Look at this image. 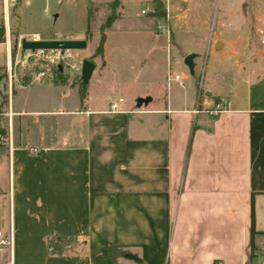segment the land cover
I'll return each mask as SVG.
<instances>
[{
    "label": "crops",
    "instance_id": "1",
    "mask_svg": "<svg viewBox=\"0 0 264 264\" xmlns=\"http://www.w3.org/2000/svg\"><path fill=\"white\" fill-rule=\"evenodd\" d=\"M106 1L97 43L91 30L43 37L86 40L75 54L95 64L84 100L66 75L55 78L54 107L48 96L16 108L13 100L10 128L0 122L10 146L0 225L13 228L0 264H92L108 245L140 258L117 264H264V57L249 58L240 14L228 15L225 0H163L159 17L153 0L134 13L120 0L96 54ZM252 8L264 28V0ZM189 53L194 74L199 62L209 80L226 78L205 94L194 81L170 84L167 73ZM30 79L17 82L27 89L49 78Z\"/></svg>",
    "mask_w": 264,
    "mask_h": 264
},
{
    "label": "rangeland",
    "instance_id": "2",
    "mask_svg": "<svg viewBox=\"0 0 264 264\" xmlns=\"http://www.w3.org/2000/svg\"><path fill=\"white\" fill-rule=\"evenodd\" d=\"M16 1V6L10 9L9 13V21L12 31H31V32H40L43 37H60L63 34L70 33H78L83 30H90L93 32V42L97 43L99 40L100 33V25L101 19L106 16L107 2L106 0H10ZM140 4L136 6L135 0H124L123 1V12L126 13H134L136 10H140L142 6L145 5L144 0H139ZM214 1V0H212ZM225 10L228 15L231 14H240V20L238 22L242 24V28L244 29V46L249 53L250 57H255L254 60L257 61L259 57H264V28H260V23L257 20L251 19V11L252 1L253 0H225ZM100 2L99 4H97ZM102 3V4H101ZM214 2L211 5V13H214ZM95 12L94 19H88L89 11ZM218 10V9H217ZM218 11L216 12V18L218 16ZM217 22V20H216ZM0 26L3 28V12H2V0H0ZM106 32V31H105ZM20 35H15L11 33V42L12 45L17 47L18 37ZM4 39V37H3ZM2 39V40H3ZM221 47V46H220ZM85 49H73L74 54H81ZM185 58V57H184ZM78 60V59H77ZM208 62V60H207ZM196 74L191 73L189 68L184 64L182 68L177 69L179 76L181 79H177L178 81H182L185 83L184 90L189 89L191 86V82L194 81V88L197 91L199 89L202 93L205 94L206 86L209 83L210 86H217L215 84V79L218 81H223L226 78V74L221 73L218 78H213L210 75V80L208 79V74L205 75V71H202V64L197 62ZM175 71V72H176ZM175 72L170 71L171 79H175ZM58 72L54 74L49 73L46 78H49L48 81H43L42 85L39 86L35 84L31 88H23L24 86L15 82V94H13V100H15V108L16 103L18 101L27 102L31 99H37L41 96H48L51 100L50 107H54L55 100L57 95L59 94V85L56 80H60L58 78ZM64 75L72 78L73 81L79 79L81 76H72V69L65 70L63 72ZM27 75V74H25ZM22 75V76H25ZM189 75V77H185ZM169 74L167 73V77L169 78ZM228 77V75H227ZM52 78V79H51ZM167 78V79H168ZM168 82L171 83V80ZM51 84V88H47L48 85ZM220 86V85H219ZM175 91L183 90L180 86H176ZM221 87V86H220ZM77 91V89H75ZM56 91V92H55ZM208 92V91H207ZM46 106V105H45ZM0 122L7 124V117L0 115ZM9 142L7 140V135L0 136V209L4 206L7 207V196L2 197V193L7 192L8 189V145ZM10 147V146H9ZM2 229H5V224L0 225Z\"/></svg>",
    "mask_w": 264,
    "mask_h": 264
},
{
    "label": "built area",
    "instance_id": "3",
    "mask_svg": "<svg viewBox=\"0 0 264 264\" xmlns=\"http://www.w3.org/2000/svg\"><path fill=\"white\" fill-rule=\"evenodd\" d=\"M3 6V26L4 39L0 40V115H4L8 119L9 128L12 116L14 114L12 108L14 85L22 75L29 74L30 82H39L46 78L49 73L54 74L62 67V71L72 69V76H80L82 69V60H77L73 49L69 48H23L22 39L28 41L43 40L41 33L32 32L25 33L18 37L17 47L11 42V28L7 18V12H10L11 6H16V1L2 0ZM149 6L142 9V13L149 10ZM9 16V14H8ZM168 31V29H167ZM168 80H171V73ZM175 79H181L179 74L174 75ZM183 84L182 81H180ZM122 100V99H120ZM118 107V101L112 103V108ZM7 246L12 251L13 246V228L12 224L7 232L0 227V248ZM10 264V263H9Z\"/></svg>",
    "mask_w": 264,
    "mask_h": 264
},
{
    "label": "trees",
    "instance_id": "4",
    "mask_svg": "<svg viewBox=\"0 0 264 264\" xmlns=\"http://www.w3.org/2000/svg\"><path fill=\"white\" fill-rule=\"evenodd\" d=\"M120 5V0H113L110 3L111 12L107 16L105 22L101 26V39L99 42V45L96 49V54H102L104 51V43L106 39V29L112 24V22L118 17V7ZM153 16H159L164 17L166 16V7L164 5L163 0H153V11L151 12ZM89 17L92 15V10L88 12ZM88 33H90V29H88ZM4 37V32L2 26H0V40H2ZM58 78L62 82H67L68 77L63 74V71L61 69H58ZM75 82H79L80 84V94L82 101L84 100L86 96V88L87 85L83 84V81L81 77L79 79H76ZM7 135L6 128L3 126H0V136ZM256 233V229L254 226V211L252 207V226H251V236H252V244H253V236ZM132 252L129 249L118 247L115 245H108L105 247V256L104 258L100 259H94L92 261V264H117L118 258L120 257H130ZM143 264V262H141Z\"/></svg>",
    "mask_w": 264,
    "mask_h": 264
},
{
    "label": "water",
    "instance_id": "5",
    "mask_svg": "<svg viewBox=\"0 0 264 264\" xmlns=\"http://www.w3.org/2000/svg\"><path fill=\"white\" fill-rule=\"evenodd\" d=\"M22 46L25 49L26 48L36 49L39 47L83 49L86 47V40L85 39H43L40 41H28L26 39H22ZM196 55H197L196 53H189L184 58V64L189 68L191 73H194V68H195L194 59ZM94 67L95 64L91 59L85 58L82 60V69L80 76L84 85L88 83ZM60 69L62 70V67H60ZM150 100H151L150 96L139 97L137 99V102L141 105L143 103H148ZM130 258L140 261V258H138L135 254H131Z\"/></svg>",
    "mask_w": 264,
    "mask_h": 264
}]
</instances>
